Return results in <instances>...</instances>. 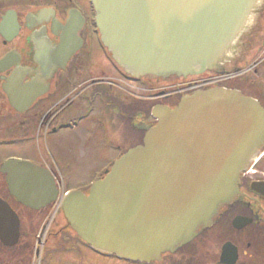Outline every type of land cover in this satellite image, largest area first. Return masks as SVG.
<instances>
[{"label":"water","instance_id":"95a60500","mask_svg":"<svg viewBox=\"0 0 264 264\" xmlns=\"http://www.w3.org/2000/svg\"><path fill=\"white\" fill-rule=\"evenodd\" d=\"M262 0H93L103 45L136 77L188 78L221 72L238 56ZM72 13L68 29L73 28ZM16 32L10 13L0 30ZM12 84V82H11ZM13 86V85H12ZM14 108L33 101L26 88ZM158 125L118 160L87 196L73 192L62 210L68 228L94 250L134 262L160 261L211 227L238 194L241 174L264 147V110L240 92L216 89L155 109ZM10 194L40 211L59 191L49 173L11 160L1 168ZM19 216L0 197V241L20 242Z\"/></svg>","mask_w":264,"mask_h":264},{"label":"flooded vegetation","instance_id":"af4514ba","mask_svg":"<svg viewBox=\"0 0 264 264\" xmlns=\"http://www.w3.org/2000/svg\"><path fill=\"white\" fill-rule=\"evenodd\" d=\"M72 11L80 12L84 22L68 29ZM8 12L14 13L18 31L0 30V144H40L38 158L32 162L50 173L59 191L74 190L64 188L61 164L49 159L47 152L54 151L51 144H70L68 136L85 132L83 144L91 149L97 144H114L104 152L112 161L116 144H144L146 129L157 124L155 107L173 109L180 102L182 96L175 93L167 97L151 94L153 82L115 62L100 43L90 2L0 0V25ZM256 26L243 41L242 55L223 68L228 76L217 86L237 90L264 109V11ZM6 87L15 98L29 88L33 101L26 108H14ZM116 160L117 155L98 178ZM93 174L97 177L99 173ZM4 186L7 197L0 196L17 210L5 179ZM80 191L87 195L90 187ZM51 210H43L48 211L44 222ZM33 219L22 216L21 243L25 244L19 254L6 259L0 242V264H32V240L37 237L29 228ZM26 225L30 231H24ZM51 229L43 225L38 238L47 234L45 242L54 241L58 234ZM78 245L82 247L80 261L64 258L53 264H264V150L242 175L239 194L221 208L214 224L174 254H165L160 262L134 263L99 253L82 241ZM50 256L53 260L59 255Z\"/></svg>","mask_w":264,"mask_h":264},{"label":"rangeland","instance_id":"374dc122","mask_svg":"<svg viewBox=\"0 0 264 264\" xmlns=\"http://www.w3.org/2000/svg\"><path fill=\"white\" fill-rule=\"evenodd\" d=\"M84 2L87 4L88 0H84ZM155 85L156 83L152 84V86ZM149 89H151V87ZM84 138H85V132H77V135L68 136L66 138L68 141H71L72 143L51 144L54 151H52V153L47 152L49 155L48 157L49 159H51L52 162H54L55 164L57 162L61 164L60 171L65 178V180L63 181V185L65 189L70 191L89 188L90 185L93 184V182L99 179L98 175H103L104 170L106 168L108 169L110 168V164L113 163V158L116 157V155L118 159L121 155L128 152L130 148H135L138 145V144H116L114 152L111 155L112 161H110L109 160L110 158L108 156H105L104 152H108L114 144H97L94 149H91L89 148V144H83ZM38 146H40V144ZM38 146H36V144H0V166L9 160L35 161L36 158H38V154H37ZM45 152H46V146H45ZM92 172H98L99 174H97V177H94V174L91 175ZM0 194L1 195L3 194L5 197H7L6 188L4 186V179L3 176L1 175H0ZM16 208L18 209L19 212L17 210L16 211L20 214L22 213L21 215H23L25 218L28 217L29 215H31L34 218L31 227H29L31 228L33 234L37 236L35 239L32 240V245L35 243V245H33L34 249L32 251V254L33 256H35L36 249L39 248L40 250H42L41 251L42 255L39 258H35V259L33 258V264H53L55 260L62 263L64 258L65 260L67 258L70 260L79 259L78 257L81 256L82 247L80 245L77 246V242L74 241V238L71 236V234L61 237L57 243H53L52 245H50V247H53V249L58 248L57 244L67 248H72L73 250L71 252L68 251L54 252V251H50L46 244L42 246L40 245V247L37 245L38 234L41 231L43 224L45 223L43 219V215L45 213H48V211H43L39 213V212H32L28 209H24L19 206ZM55 211L56 209H52L50 212V216H51L49 221L50 226H55V225L59 226L61 224H64L63 217L60 214L55 215L56 213ZM29 228L28 226L25 227L24 231L26 230L30 231ZM24 244L25 243L23 241L22 245L14 248L13 250L6 249L4 251L5 258L7 259L9 256H14L16 254H19ZM63 254H65V257H63ZM47 255L48 256L59 255V256H53L54 257L53 260H51L49 257L47 260L43 261L44 257H47ZM76 261L78 262L80 261V259L75 260V262ZM70 264L73 263L71 262Z\"/></svg>","mask_w":264,"mask_h":264}]
</instances>
